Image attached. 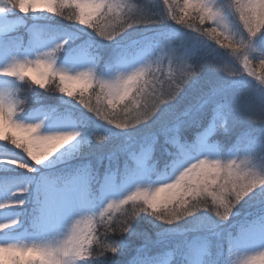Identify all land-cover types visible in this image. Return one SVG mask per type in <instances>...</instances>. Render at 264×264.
I'll return each mask as SVG.
<instances>
[{"label": "clouds", "instance_id": "1", "mask_svg": "<svg viewBox=\"0 0 264 264\" xmlns=\"http://www.w3.org/2000/svg\"><path fill=\"white\" fill-rule=\"evenodd\" d=\"M17 14L49 22L32 41L25 19L29 39L0 66V165L32 174L0 192V264H117L141 218L158 228L144 246L191 231L202 234L200 264H264V245L237 244L251 224L264 225V0H0V16ZM205 72L232 83L181 108ZM248 82L258 102L234 104L233 89ZM37 89L60 97L64 111L31 109ZM237 128L231 146L216 139ZM117 152L123 168L105 164L98 196L40 224L50 169L92 185ZM116 176L126 177L122 187H107ZM242 205L253 211L237 221Z\"/></svg>", "mask_w": 264, "mask_h": 264}, {"label": "trees", "instance_id": "2", "mask_svg": "<svg viewBox=\"0 0 264 264\" xmlns=\"http://www.w3.org/2000/svg\"><path fill=\"white\" fill-rule=\"evenodd\" d=\"M17 18H22L24 20L27 19L28 25L38 22V25L41 26L49 22L45 17L40 18V17L35 16V17H32L31 19H28L26 17H22L21 14H17L9 19L16 20ZM51 23L61 26V27L69 28V29L72 28L71 25H67L63 21H60L57 18H53L51 20ZM153 31H156V30H153ZM14 32L15 31H13L12 33L8 34L7 36L3 38H0V44L6 47H12L16 49L19 47L18 44L20 42L21 36L24 35V39L27 41L28 35L25 34V26H23L20 31L18 32L16 31L15 33ZM4 39H8V40L5 42H1ZM109 53H110V48H106L104 50L105 57H107ZM200 55H204V52L202 51ZM222 78L224 77L220 74L212 73V72H205L203 76L200 78V80L198 81V83L195 85V87L190 88L188 90L187 98L180 105V107L183 108L185 105L193 102L196 97H199L204 93H208L213 87L217 86L221 81H223L225 84L232 83L231 81L229 82V81L223 80ZM256 91H259V90L254 83L253 85L251 84V89L247 85L241 86L239 91H237L234 88L232 92L233 103L237 105L245 101L249 103L250 105H255L253 96L258 94L256 93ZM35 97L36 98H34L29 105L31 109H58L61 112L64 111V107L61 105L60 97L58 96L49 95L37 89L35 90ZM241 130H242L241 128H237L233 131L232 134L228 136H217L216 139H219L225 147H229L234 143L236 136L239 134ZM185 135L188 137V139H191V133H186ZM122 141H123L122 136L113 139L109 144L105 145L102 149H100L96 155L91 156L90 159H92L93 162L95 163L97 155L107 154L111 152L114 148H116L117 145L121 144ZM157 156L163 159L162 154L159 151L157 152ZM117 157L118 159H116L114 162L105 160L103 163H101L98 169V179L97 180H99L100 178H104L105 164H111L112 167L123 168L125 156L117 152ZM78 162L79 161H73L72 163L76 164ZM67 170H68L67 168L57 165L56 167H53L52 169H50L49 172L51 174H55V173L60 174ZM22 176L31 177L32 174H27L23 172V170L15 169L10 166L0 165V181H4L5 184H7V186L16 182ZM118 177L120 180L124 176H118ZM34 190H35V186H34ZM240 211H241L240 217L234 218L237 221L242 220L244 218L245 213L251 212L253 210L242 205ZM30 212H31V208L28 207L27 211L25 212L26 217L30 214ZM134 227L138 235L124 237V240L126 242V247L122 251V253L115 258L117 261V264H129L130 260H134L135 264L139 262H144L147 260L153 261L155 257L164 255L165 252L168 250V247L171 244L178 245L181 242L183 243L184 240L186 242L187 240H190L194 237H201L202 235L196 232L183 231L180 234L167 239L163 243H159V244L149 243L147 244V246H144L145 245L144 235L146 234L147 236L151 237L153 241H155L156 239L155 234L158 228H154L152 225V222L148 218H141V220L138 221ZM159 227L162 228L163 226H159ZM174 227L178 230H182L186 228V225L181 224V225H177ZM225 228H227V226H225ZM178 247L180 248V246ZM216 251L217 249H214V254Z\"/></svg>", "mask_w": 264, "mask_h": 264}, {"label": "rangeland", "instance_id": "3", "mask_svg": "<svg viewBox=\"0 0 264 264\" xmlns=\"http://www.w3.org/2000/svg\"><path fill=\"white\" fill-rule=\"evenodd\" d=\"M37 17L44 18L42 15H38ZM23 26L24 19L22 18L13 20L7 19L4 16H0V38L7 36L13 31H20ZM30 26L32 41H38L41 35L39 31L41 26L38 25V22L32 23ZM28 39L29 37L27 36V40ZM7 40L8 39H4L1 42H5ZM13 51L14 48L6 47L0 44V66H3V64L10 59ZM222 79L226 80L225 78ZM251 84L253 85L252 82H248L246 85L251 89ZM256 93L258 94L253 96L255 104L258 102L260 95L259 91H256ZM245 103L247 102L243 101V103L237 105L243 106ZM36 110L39 111L42 109ZM51 177L52 178L48 181V183H46L41 189L43 192L39 216V222L41 225L47 223L48 221L57 220L62 215H64L70 207L77 204L82 199L95 197L100 194L98 191L99 180H97L96 183L89 185L88 179L84 175L67 174L66 176L63 175L62 178L61 176ZM125 180L126 178L124 177H122L120 180L118 176L108 177L106 186L118 190L120 187H122ZM7 187V184L0 181V192H2ZM184 242L185 240L183 243L181 242L178 245L171 244L164 255L155 257L153 261L147 260L137 264H170V257L168 255L169 250H173L176 253L178 259L180 256L185 257L189 264H200V261L206 254L201 237H194L190 240H187L185 243ZM237 244L239 247L245 249H255L261 245H264V225L260 223L251 224L247 228V231L243 237L237 241ZM178 246H180V248ZM220 259H223V255H221Z\"/></svg>", "mask_w": 264, "mask_h": 264}]
</instances>
